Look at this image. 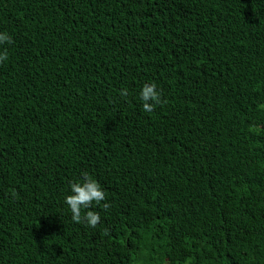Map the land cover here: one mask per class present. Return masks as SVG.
<instances>
[{"label":"trees","instance_id":"obj_1","mask_svg":"<svg viewBox=\"0 0 264 264\" xmlns=\"http://www.w3.org/2000/svg\"><path fill=\"white\" fill-rule=\"evenodd\" d=\"M5 31L0 264H264V0H0Z\"/></svg>","mask_w":264,"mask_h":264},{"label":"clouds","instance_id":"obj_2","mask_svg":"<svg viewBox=\"0 0 264 264\" xmlns=\"http://www.w3.org/2000/svg\"><path fill=\"white\" fill-rule=\"evenodd\" d=\"M13 42L9 33L0 32V45L11 44ZM8 60V52L5 48L0 51V64ZM121 96H127L128 90L125 88L120 92ZM140 99L142 101V110L145 112H152L155 107L162 103V93L158 90L157 85L153 83H145L140 92ZM71 194L65 197V203L68 205L72 220L76 223L84 222L90 227H95L101 220L100 213L97 211H86L82 215V210L90 209L93 202L100 205L106 199V193L102 189L98 180L94 179L87 173H84V178L79 182H72ZM103 209L107 210L110 207L109 203L102 205Z\"/></svg>","mask_w":264,"mask_h":264}]
</instances>
